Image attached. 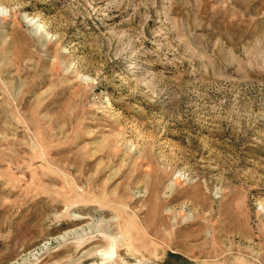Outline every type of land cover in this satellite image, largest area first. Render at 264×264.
Masks as SVG:
<instances>
[{"label": "rangeland", "instance_id": "1", "mask_svg": "<svg viewBox=\"0 0 264 264\" xmlns=\"http://www.w3.org/2000/svg\"><path fill=\"white\" fill-rule=\"evenodd\" d=\"M0 264H264V0H0Z\"/></svg>", "mask_w": 264, "mask_h": 264}, {"label": "trees", "instance_id": "2", "mask_svg": "<svg viewBox=\"0 0 264 264\" xmlns=\"http://www.w3.org/2000/svg\"><path fill=\"white\" fill-rule=\"evenodd\" d=\"M170 258L171 259H176V260L181 259L179 256H175V255H171Z\"/></svg>", "mask_w": 264, "mask_h": 264}]
</instances>
